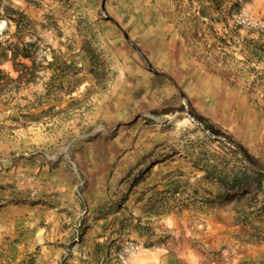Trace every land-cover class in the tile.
<instances>
[{"label": "rangeland", "instance_id": "1", "mask_svg": "<svg viewBox=\"0 0 264 264\" xmlns=\"http://www.w3.org/2000/svg\"><path fill=\"white\" fill-rule=\"evenodd\" d=\"M150 246L264 264V0H0V264Z\"/></svg>", "mask_w": 264, "mask_h": 264}, {"label": "crops", "instance_id": "2", "mask_svg": "<svg viewBox=\"0 0 264 264\" xmlns=\"http://www.w3.org/2000/svg\"><path fill=\"white\" fill-rule=\"evenodd\" d=\"M211 259L194 251H185L182 247L150 246L135 250L129 258V264H236L232 261L214 263Z\"/></svg>", "mask_w": 264, "mask_h": 264}]
</instances>
